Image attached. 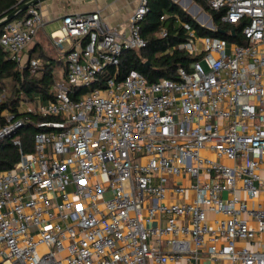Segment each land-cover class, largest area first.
<instances>
[{
	"label": "built area",
	"instance_id": "obj_1",
	"mask_svg": "<svg viewBox=\"0 0 264 264\" xmlns=\"http://www.w3.org/2000/svg\"><path fill=\"white\" fill-rule=\"evenodd\" d=\"M40 3L0 31L8 56L32 71L41 61L24 51L45 24ZM209 4L244 23L246 42L185 24L176 48L193 60L154 82L135 69L106 75L146 46L149 0L125 28L101 9L63 15L50 38L69 44L66 76L53 99L17 109L49 119L34 150L0 170V264H264V0ZM16 116L0 110V140L24 125Z\"/></svg>",
	"mask_w": 264,
	"mask_h": 264
},
{
	"label": "trees",
	"instance_id": "obj_2",
	"mask_svg": "<svg viewBox=\"0 0 264 264\" xmlns=\"http://www.w3.org/2000/svg\"><path fill=\"white\" fill-rule=\"evenodd\" d=\"M193 1L210 14L216 25L214 29L199 23L186 9L173 0H149V10L140 21V31L146 40V46L125 50L118 65L108 67L106 75H112L115 72L117 78L121 79L130 70L135 69L149 82L162 78H176L177 69L180 66H188L193 60V57L185 50L176 48L180 42L189 39L185 24H189L198 36L246 42L242 35L243 22H224L221 20L223 11L212 8L209 0ZM17 7V0H0V19ZM2 28L3 25L0 26V31ZM36 57L43 58V62L35 71H32L28 64L20 65L19 62L11 59L0 45V96L4 94L0 102V110L9 108L16 112V119L22 117L25 120L24 125L15 134L0 140V170L12 168L20 158L21 150L24 152L34 150L35 133L42 129L38 123L49 119L36 112L17 111L22 100L33 102L39 96L41 101L46 103L54 98V84L57 80L56 62L47 60L46 54L41 49ZM62 63L63 77H65L66 64ZM7 85H9L8 89ZM17 135L20 138V144H15L13 141Z\"/></svg>",
	"mask_w": 264,
	"mask_h": 264
},
{
	"label": "crops",
	"instance_id": "obj_3",
	"mask_svg": "<svg viewBox=\"0 0 264 264\" xmlns=\"http://www.w3.org/2000/svg\"><path fill=\"white\" fill-rule=\"evenodd\" d=\"M138 0H42L41 10L44 16L45 24L38 32L34 40L29 44V46L24 51V57L27 59L29 57H35L37 51L40 49L46 54L47 60H58L56 62V67L58 64L64 62L63 59L59 58V54H65V51L69 48V44L65 43L62 50L54 46L50 34L45 32V26L48 23H56L59 26L62 25V17L68 12L76 11H91V10H102V18L109 27H122L125 28L127 24L128 17L132 14L136 8ZM59 28V27H58ZM57 28V29H58ZM56 30V29H55ZM54 31V30H53ZM45 38L47 43H50L51 48L45 49L42 40ZM31 53L33 55L31 56ZM37 58V57H35ZM39 59V58H38ZM40 60V59H39ZM63 64V63H62ZM242 196H246V193L241 192ZM176 200L184 199L182 194L174 195L173 197ZM209 219H213L215 215L211 212L208 213ZM158 220L155 219L151 223L156 225ZM179 262H172L170 264H180ZM152 264V262H151ZM204 264H215L206 260Z\"/></svg>",
	"mask_w": 264,
	"mask_h": 264
},
{
	"label": "rangeland",
	"instance_id": "obj_4",
	"mask_svg": "<svg viewBox=\"0 0 264 264\" xmlns=\"http://www.w3.org/2000/svg\"><path fill=\"white\" fill-rule=\"evenodd\" d=\"M189 4H191L192 5V1H189ZM182 8H184V9H186L187 11H188V9L186 8V7H184V6H182ZM189 12V11H188ZM202 12H206L207 14H209L204 8H202L201 7V9L197 12V14H192L191 12H189L195 19H197V16H198V13L199 14H201ZM210 15V14H209ZM202 17H203V22H202V25H204V26H208V23H209V21H210V17H206L204 14H202L201 15V19H202ZM206 17V18H205ZM213 25H214V27L216 26L215 24H214V22H213ZM58 27H60L59 26V24H56V23H48V24H46V26H45V32L47 33V34H50L53 30H55V29H57ZM42 42H43V45H44V48L45 49H49V48H51V46H49V44L50 43H47L46 41H45V38L42 40ZM36 56H38V51H37V54H36ZM35 56V57H36ZM63 55H61V54H59V58H61V59H63ZM57 59V58H56ZM55 59V62H57L58 60H56ZM41 60V62H43V58H41L40 59ZM64 62H65V58H64V60H63ZM201 63H202V65L204 66V68L205 69H207V63H206V61L205 60H202L201 61ZM63 69H64V65L62 64V63H60V64H58L57 65V67H56V79H57V81H61V79L63 78ZM7 89L9 88V85H7V87H6ZM8 92H9V90H8ZM7 92V93H8ZM7 97V96H6ZM28 104L30 105V106H34L35 105V103L34 102H28ZM21 105H25V104H21ZM226 196V195H225Z\"/></svg>",
	"mask_w": 264,
	"mask_h": 264
},
{
	"label": "water",
	"instance_id": "obj_5",
	"mask_svg": "<svg viewBox=\"0 0 264 264\" xmlns=\"http://www.w3.org/2000/svg\"><path fill=\"white\" fill-rule=\"evenodd\" d=\"M39 1H42V0H30V1L26 2V3H23L22 5L18 6L13 12H11L10 14H8V15H6V16H4V17H2L0 19V26L6 24L8 22H10L17 15H19L21 12H23L24 10H26L30 5L35 4V3L39 2ZM173 1H175L176 3H178L181 7L184 6V4L182 3V1H178V0H173ZM189 1H192V5L188 8V11L191 12L192 14H194V15L197 14V12L201 9V6L198 3H196L195 1H193V0H188V2ZM202 14H204L206 17H210L211 18V16L209 14H207L206 12H202L201 14H198L196 20L199 23H201V24H202V21H200V18H201V15ZM207 27H209L211 29H214L215 28L214 25H213L212 18L210 19ZM233 34H235V31H233Z\"/></svg>",
	"mask_w": 264,
	"mask_h": 264
},
{
	"label": "bare ground",
	"instance_id": "obj_6",
	"mask_svg": "<svg viewBox=\"0 0 264 264\" xmlns=\"http://www.w3.org/2000/svg\"><path fill=\"white\" fill-rule=\"evenodd\" d=\"M178 1H182V3L184 4V6H185L187 9L191 6V4H189L188 0H178ZM198 14H199V13H198ZM205 18H206V17H205ZM200 21L203 22V17H202V19L200 18Z\"/></svg>",
	"mask_w": 264,
	"mask_h": 264
}]
</instances>
